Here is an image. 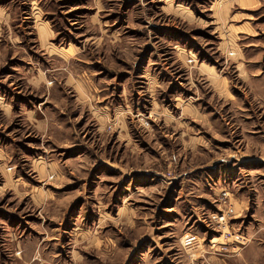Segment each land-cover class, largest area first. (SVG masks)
<instances>
[{"label":"rangeland","instance_id":"rangeland-1","mask_svg":"<svg viewBox=\"0 0 264 264\" xmlns=\"http://www.w3.org/2000/svg\"><path fill=\"white\" fill-rule=\"evenodd\" d=\"M0 264H264V0H0Z\"/></svg>","mask_w":264,"mask_h":264}]
</instances>
